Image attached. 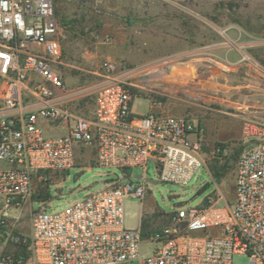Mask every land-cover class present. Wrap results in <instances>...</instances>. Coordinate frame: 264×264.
Wrapping results in <instances>:
<instances>
[{"label":"built area","instance_id":"built-area-1","mask_svg":"<svg viewBox=\"0 0 264 264\" xmlns=\"http://www.w3.org/2000/svg\"><path fill=\"white\" fill-rule=\"evenodd\" d=\"M65 31L53 0H0V264H232L234 255L264 264V123L243 125L231 204L220 192L209 194L199 206L178 207L172 229L144 240L140 228L124 224L125 200L145 199L149 162L158 183L186 186L206 168L204 131L187 117L134 114L137 85L110 61L96 73L102 81L92 118L75 115L69 103L78 92L67 88L61 71L68 66ZM39 119L64 134L47 138ZM76 148L93 150L94 166L119 169L129 180L48 213L49 182L75 167ZM232 148L215 146L212 159L223 161ZM133 168L141 170L137 184ZM36 188L47 198L36 192L40 208L24 234L18 213Z\"/></svg>","mask_w":264,"mask_h":264},{"label":"rangeland","instance_id":"rangeland-1","mask_svg":"<svg viewBox=\"0 0 264 264\" xmlns=\"http://www.w3.org/2000/svg\"><path fill=\"white\" fill-rule=\"evenodd\" d=\"M53 4L66 29L65 61L80 67L83 55L93 54L100 65L114 63L116 74L123 73L126 81L137 85L131 92L132 110L138 116L164 111L197 122L204 131L206 168L217 143L244 148L245 122L264 123V0H53ZM66 68L64 74L69 73ZM152 103L156 108L150 107ZM93 159L94 154L85 165L49 182L50 206L44 205L48 213L61 212L121 180L119 169L94 166ZM206 168L195 172L186 186L148 183L143 202L127 198L125 226L138 229L143 217L152 218V228L159 232L172 229L171 213L178 207L199 206L209 194L215 197L220 192L231 204L234 167L219 182ZM146 178L158 181L153 162L147 164ZM38 190L40 200H46L47 194L36 188L18 213L16 227L24 234L30 232L31 217L40 208L35 202ZM141 248L144 255L149 253L148 245ZM232 264L250 262L246 255H234Z\"/></svg>","mask_w":264,"mask_h":264},{"label":"crops","instance_id":"crops-1","mask_svg":"<svg viewBox=\"0 0 264 264\" xmlns=\"http://www.w3.org/2000/svg\"><path fill=\"white\" fill-rule=\"evenodd\" d=\"M83 57H84V61H82L80 67H74L68 62L67 67L69 68H66V69L69 73L65 72L64 74L63 70L65 67L62 68L61 71L63 73L67 88L70 91H73L74 93L78 92V94H75L76 96H74L69 103V107L71 111L75 115L81 118L91 119L93 116V111H94V99H93L94 96L92 94H95L96 89L98 88V86L100 85L102 81L100 77L96 76V73L100 71V69L103 67V64L100 65L96 56L93 54L83 55ZM70 69H73V70L75 69L76 72H78V74L76 76L72 75L70 73L71 71ZM133 101H132V108H133ZM150 107L156 108V105L152 103ZM149 113H164V114L176 116L168 112H164V111H161V112L148 111L147 114ZM176 117H181V116H176ZM192 122L197 124V122H194L193 120ZM38 124L42 128L44 135L47 138H57L59 136H62L65 132L63 127H59V128L51 127L45 121L41 119L38 120ZM93 154H94L93 150H90V149L80 150L76 148L75 149V167H78L80 165H85L84 163H88ZM56 177H59V176H56ZM53 179H52L53 181L52 184L55 182Z\"/></svg>","mask_w":264,"mask_h":264},{"label":"trees","instance_id":"trees-1","mask_svg":"<svg viewBox=\"0 0 264 264\" xmlns=\"http://www.w3.org/2000/svg\"><path fill=\"white\" fill-rule=\"evenodd\" d=\"M55 14L57 16V13L55 11ZM226 144L224 143H217L216 146L218 147H223ZM243 151L242 147H233L230 155L225 158L223 161H220L219 159H213L209 165H208V171L209 174L214 182H219L223 177L226 176L228 170L232 167L235 169V163L237 159L239 158V155ZM37 195L35 199H37ZM152 218H147L144 219L143 217L141 218L140 221V231L142 235V239H150L153 237L156 233L159 232L157 229L152 228Z\"/></svg>","mask_w":264,"mask_h":264},{"label":"water","instance_id":"water-1","mask_svg":"<svg viewBox=\"0 0 264 264\" xmlns=\"http://www.w3.org/2000/svg\"><path fill=\"white\" fill-rule=\"evenodd\" d=\"M131 179H133L134 181H139L141 179V175L140 174H134L133 176H131ZM128 180H129L128 177H122L121 178L122 182H125V181H128ZM148 181L150 182V184H153V185L158 184V181H154V180H151V179H149Z\"/></svg>","mask_w":264,"mask_h":264}]
</instances>
